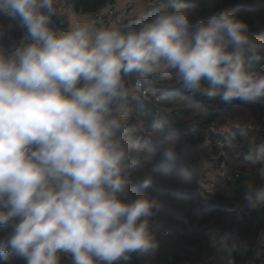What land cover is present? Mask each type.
<instances>
[{"label": "clouds", "instance_id": "9594fccd", "mask_svg": "<svg viewBox=\"0 0 264 264\" xmlns=\"http://www.w3.org/2000/svg\"><path fill=\"white\" fill-rule=\"evenodd\" d=\"M56 3L0 0V40L14 22L25 30L0 43V231L8 230L0 262L62 264L64 256L71 264H128L134 254L154 256L161 242L152 218L161 204L146 191L152 174L132 154L131 101L150 78L174 72L184 91L205 100L264 103V38L229 7L200 20L198 8L180 5L151 19L141 9L123 29L74 21L57 32ZM160 127L171 131L172 123ZM176 143L162 135L153 157L174 162ZM245 159L264 170V141L252 142ZM133 184L145 191L129 198ZM242 188L248 208L264 207V183ZM239 247L226 246L221 264H236Z\"/></svg>", "mask_w": 264, "mask_h": 264}, {"label": "trees", "instance_id": "16d2710c", "mask_svg": "<svg viewBox=\"0 0 264 264\" xmlns=\"http://www.w3.org/2000/svg\"><path fill=\"white\" fill-rule=\"evenodd\" d=\"M105 1L57 0L55 6L89 14ZM178 5L198 8L200 20H206L218 8L229 7L249 24L254 36L264 38V0H164L160 7L172 9ZM160 7L146 18L151 19ZM64 18L53 17L52 24L68 27L61 25ZM10 32L21 37L25 34L17 22ZM260 70L264 71V65ZM149 82L164 90L157 102L133 99L127 126L134 146L132 154L153 176L146 191L161 204L152 218L154 228H169L171 235L159 237L160 248L154 256L134 254L128 264H221L224 248L234 244L240 246L234 253L236 264H264V239L256 241V221L261 211L246 206L242 188L249 180L263 183L262 169L253 167L245 157L252 142L264 141V103L234 101L225 105L219 100H205L184 91L174 72L157 74ZM126 83L130 87L129 78ZM166 122L172 123L171 131L160 127ZM242 124L247 125L243 131ZM225 126H229L228 130L219 131ZM162 135H172L177 142L178 157L172 163L153 157ZM143 191L139 184H133L129 198ZM7 231H0V235ZM254 246L258 256L255 260ZM7 264L24 261L12 259ZM62 264H71L70 257L62 256Z\"/></svg>", "mask_w": 264, "mask_h": 264}, {"label": "built area", "instance_id": "2783aa9c", "mask_svg": "<svg viewBox=\"0 0 264 264\" xmlns=\"http://www.w3.org/2000/svg\"><path fill=\"white\" fill-rule=\"evenodd\" d=\"M164 0H161V3L156 4L154 7H147V2L144 7L145 12L151 13L154 8L160 7L162 5ZM131 7V3L127 2L124 6V9H118L116 8V4L114 0H106L97 10L90 12L89 18H90V24L93 25L95 28H104V27H111L113 24L118 22L120 24L119 28H126L129 24L132 23L133 20L125 21V15L127 13V10ZM60 13H62V9H59ZM134 26V25H133ZM52 27L57 32H65L71 30L69 27H59L55 23L52 24ZM21 36H17L10 32V29H7L5 36L0 40V43H3L4 45H7L10 40L12 39H19ZM130 81V87L134 84V79L129 78ZM164 90L163 87L155 86L150 82H146L143 86V91L137 93L136 98L144 99L147 101H154L157 102L159 100V94ZM264 171V170H261ZM264 183V177L261 176ZM259 211H261V216L257 219V224L259 225L256 241L261 242L260 233L264 232V207L257 208ZM154 233L156 234L157 239L159 237L164 236H170L171 230L169 228L164 229H158L153 228ZM257 248L256 246L253 247V255L252 259L255 260L257 258Z\"/></svg>", "mask_w": 264, "mask_h": 264}, {"label": "crops", "instance_id": "0c3cea01", "mask_svg": "<svg viewBox=\"0 0 264 264\" xmlns=\"http://www.w3.org/2000/svg\"><path fill=\"white\" fill-rule=\"evenodd\" d=\"M114 2L116 4V8L118 9H124L127 2L131 3V7L127 10L125 15V21L137 18L139 10H144L146 4V0H114ZM60 15L65 17L64 20L61 21V25L67 24L69 28H73L75 26L74 21H83L90 24V18L87 13H76L72 8L67 7L62 9V13ZM112 26L120 27V24L116 22Z\"/></svg>", "mask_w": 264, "mask_h": 264}, {"label": "rangeland", "instance_id": "374dc122", "mask_svg": "<svg viewBox=\"0 0 264 264\" xmlns=\"http://www.w3.org/2000/svg\"><path fill=\"white\" fill-rule=\"evenodd\" d=\"M72 28V27H71ZM228 128H229V126H225V127H223V128H220L219 129V131H221V130H228ZM202 162L204 163L205 161H204V159H202ZM200 183H202L203 185H204V187L205 188H207L208 189V184H206L203 180H198ZM154 223L152 222V228H154Z\"/></svg>", "mask_w": 264, "mask_h": 264}]
</instances>
